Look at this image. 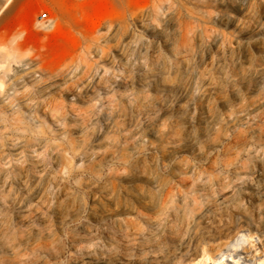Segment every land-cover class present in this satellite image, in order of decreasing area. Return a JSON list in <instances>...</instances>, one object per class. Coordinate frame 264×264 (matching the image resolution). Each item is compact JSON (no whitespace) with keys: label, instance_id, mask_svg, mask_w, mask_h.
<instances>
[{"label":"rangeland","instance_id":"374dc122","mask_svg":"<svg viewBox=\"0 0 264 264\" xmlns=\"http://www.w3.org/2000/svg\"><path fill=\"white\" fill-rule=\"evenodd\" d=\"M53 10L0 21V264H264V0H128L64 60Z\"/></svg>","mask_w":264,"mask_h":264},{"label":"bare ground","instance_id":"6f19581e","mask_svg":"<svg viewBox=\"0 0 264 264\" xmlns=\"http://www.w3.org/2000/svg\"><path fill=\"white\" fill-rule=\"evenodd\" d=\"M22 0H6L0 7V21L10 14ZM97 0H49L53 6L52 17L57 20V25L65 24L70 31V38L64 39L60 31H56L51 41L54 48L58 51V58L64 60L67 56L75 54L82 48L87 47L88 42L94 38L95 28L102 21L111 19L114 14L117 22H123L124 6L128 0H104L107 7L98 8L92 16H89L90 10ZM45 9L44 6H36L31 10V15L39 10ZM91 26H90V25ZM20 44L8 51H0V58L7 64L9 60L16 59L20 52ZM240 240L233 243L239 245ZM238 255V253L236 254ZM220 264V261L217 262ZM235 264V263H228Z\"/></svg>","mask_w":264,"mask_h":264},{"label":"built area","instance_id":"2783aa9c","mask_svg":"<svg viewBox=\"0 0 264 264\" xmlns=\"http://www.w3.org/2000/svg\"><path fill=\"white\" fill-rule=\"evenodd\" d=\"M44 16H45V14L42 15V17H44Z\"/></svg>","mask_w":264,"mask_h":264}]
</instances>
